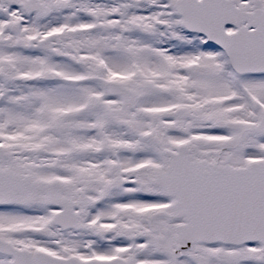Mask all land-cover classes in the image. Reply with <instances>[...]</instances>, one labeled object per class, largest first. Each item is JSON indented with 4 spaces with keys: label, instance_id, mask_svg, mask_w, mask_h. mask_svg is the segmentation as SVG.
I'll return each instance as SVG.
<instances>
[{
    "label": "snow or ice",
    "instance_id": "snow-or-ice-1",
    "mask_svg": "<svg viewBox=\"0 0 264 264\" xmlns=\"http://www.w3.org/2000/svg\"><path fill=\"white\" fill-rule=\"evenodd\" d=\"M0 264H264V0H0Z\"/></svg>",
    "mask_w": 264,
    "mask_h": 264
}]
</instances>
